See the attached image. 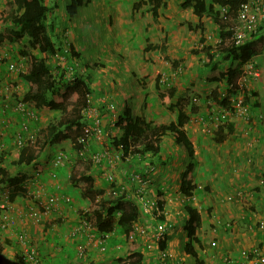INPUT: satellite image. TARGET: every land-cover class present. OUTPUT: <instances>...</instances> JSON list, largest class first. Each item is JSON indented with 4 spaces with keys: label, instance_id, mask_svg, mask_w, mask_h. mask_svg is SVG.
I'll list each match as a JSON object with an SVG mask.
<instances>
[{
    "label": "crops",
    "instance_id": "obj_1",
    "mask_svg": "<svg viewBox=\"0 0 264 264\" xmlns=\"http://www.w3.org/2000/svg\"><path fill=\"white\" fill-rule=\"evenodd\" d=\"M54 1L62 4L63 0ZM138 1L87 0L78 8V10L82 9L77 10L80 13L84 9L82 17L86 16V9L89 11L88 23L94 21L95 24L107 25L110 40L103 39L100 34H98V40L113 47L114 55L112 58L118 56L124 60V62L120 60V64L123 63V66L122 71H119L121 76L126 74L123 86L116 84L114 78L108 79L106 75L95 74L99 70L98 66L89 67L94 75L93 80L99 79V82L93 83L85 66L88 62L81 63L82 48L77 47L75 43L79 41L88 44L91 36L81 34L79 37L71 29L73 32L72 39L68 38L79 53L77 61L79 60V65H81L80 72L91 83L93 89L92 103L103 115L104 128L106 127L107 131L110 129H108L107 124L112 122V118L124 114L125 109L129 110L131 117L139 116L146 121L167 123L173 120L174 113L170 111L171 115L167 117V120L163 119L162 114L166 110L156 93L155 79L149 84L136 78L138 75L143 78L149 77L148 73H140L137 69L138 66H142V64L153 65L151 58H149L150 53L154 52L156 55V52L159 51H165V55L170 57L174 61L173 63L178 62L177 65H181L182 71L180 70L174 75L173 68L168 73L171 85L176 89L172 98V102H174L177 96H184V92L189 86L197 89L195 81L199 74L202 75L205 70L198 59L201 56L200 53L193 55L187 49L179 50V46L175 45L174 42L179 41L178 44L181 46L186 38H189V44L191 43L189 47L199 50L201 45L199 42L200 34L204 38L206 34L211 36L209 42H206L208 44H213L216 38L220 36L215 24L208 16L200 18L203 27L202 33L199 29L194 28L198 20L193 15L191 7L180 5L183 0H161L162 3L156 9L155 16L152 14L153 5L147 1L141 0L140 6L134 8V3ZM60 10L58 13L62 15L60 18L62 26L59 24L61 29L65 26H63L65 24L63 18L68 20ZM75 15L69 18V31L72 28ZM188 23L193 27L189 29L190 33L187 29ZM84 25L85 23L78 27L81 28ZM103 32H105L104 29ZM113 37H118L120 42L116 39L113 41ZM122 37L125 38L124 41H121ZM248 41L253 44L254 52L251 55V60L258 70V76L251 84L253 96H251V103L249 104L250 119L243 121L234 114L226 112L224 126L221 130L214 131L213 134L202 132V122L196 120L197 117L192 116L184 125L186 136L192 144L194 154V166L191 174L194 189L190 195L193 198L187 203L195 207L200 215V223L195 233L198 243L194 245V249L204 264L264 263V229L259 226L260 222H264V22L260 23L256 32L246 42ZM131 42H137V46L134 47ZM147 43L156 45V48L144 52ZM124 52L130 56L131 61L126 60L123 56ZM147 53L148 55L145 56ZM48 61L52 62V58H48ZM91 61L97 62L94 59ZM185 65L187 66L186 69ZM4 70L3 74L7 76L6 67ZM8 74L10 77L8 80L15 85L16 82L24 83L20 76H14V72ZM11 77H14L15 80L12 81ZM104 78L107 80L104 81ZM192 84H195L196 87ZM202 84L204 85L200 90L205 89L203 90L205 95L214 85L206 82ZM117 96L121 99L115 100ZM149 99H151V103ZM108 104H114L113 110H107L106 105ZM73 105L76 106V104ZM202 110V112L206 111L205 106ZM56 114L59 115L56 112L39 110V119L33 124L34 126H31L36 130V127L44 129L46 125L51 124L56 119ZM8 115L11 116V123H5L4 132L10 138L5 137L0 140L4 152V162L0 165L8 169L10 175L25 176L23 185L26 187V191L23 195H15L12 200L8 199L5 202V211L0 213V221L4 212V220L8 222V227L5 230H0V237L10 242L5 244L2 250L4 262L6 264L14 262L15 254L18 252L15 237L17 233L23 231L28 235L32 244L38 247L42 264H83L82 259L76 257V238L71 236V230L77 222L78 207L87 198H82L80 195L81 181L75 183L70 178V174L77 173L73 162L75 156L71 149L65 151L70 156H67L62 164H53L54 153L60 147L58 144L62 143L67 147V140L51 146L43 145L39 152L33 149H30L32 152L28 150L25 156L31 154L32 162L29 165H17L16 158L19 150H15L11 133L19 127L17 124L19 115L12 110ZM115 134H119V131ZM168 143H164L162 158L159 163H156L155 171L149 176V186H155L163 193L164 210H168L173 217L175 214L181 216L180 221L174 218L178 228L176 227L166 234V244L173 251L177 261L171 263L177 264L180 261L183 264H191L193 258L183 250L186 237L182 229V222L187 219V215L184 214L178 198V196H183L179 191V183L181 173L184 171L188 160L183 147L175 142L173 144ZM100 144L95 142L92 144V148L96 149L100 147ZM174 149L178 152H174ZM105 166L106 162L100 168L98 166V170H108L109 168H105ZM83 168L82 166L79 171L82 172ZM93 177L96 179L95 184L104 185L99 173L94 174ZM2 190V198H4V192L7 190L6 188ZM37 192L43 198L50 192H54L58 196V201L55 204L58 209L54 208V211L50 215L48 214L49 216L43 215L41 217V223L34 224L27 211L34 205L33 194H37ZM53 219L58 221L55 220L53 223ZM116 234V238L122 237L124 239L123 234L115 229L108 234L111 238L106 241L107 248L104 252L99 251V245L95 239L93 243L95 248H89L88 261L85 264H90V260L93 262H110L118 256L117 250L119 249L116 246L119 243L115 242L117 240L114 238ZM100 236L98 235V237ZM114 244L115 251L113 250ZM253 250L258 252L257 256L253 254ZM242 251H245L247 256H243ZM148 259V261H152L153 254ZM148 264L152 263L149 262Z\"/></svg>",
    "mask_w": 264,
    "mask_h": 264
},
{
    "label": "trees",
    "instance_id": "obj_2",
    "mask_svg": "<svg viewBox=\"0 0 264 264\" xmlns=\"http://www.w3.org/2000/svg\"><path fill=\"white\" fill-rule=\"evenodd\" d=\"M7 1L9 4L14 5V8L6 9V7L3 6L0 10V36L4 35V32L7 31L5 34L6 41L10 44L17 43L19 40L21 41V38L25 39L22 48L17 50L18 54L25 57L27 61L25 72H19L18 74L26 85V90L22 99L32 104L33 109L36 112L38 111V114L39 110L56 112L59 114L57 120L46 125L40 135L41 138L38 136V132L41 130L36 132V144L39 146L38 150H40L43 145L51 146L61 143L64 140H71L69 148L75 156L74 160L79 159L85 162L82 172L78 171L80 173L70 174L72 182L77 183L81 181L79 186L81 188L80 195L82 198H87L91 207L90 209L80 208L78 210L77 222L73 226L71 232H73L77 226L81 225L82 220L89 222L91 224V229L82 232L80 235H71L76 238V245L80 242L87 243L89 240L97 237L95 239L99 245L98 249L100 252H104L107 248L106 241L111 238L108 234L118 229L124 236L122 241L124 244L119 243L116 246L117 249H119L117 250L119 255L113 259L112 264H145L146 261L147 264L149 262L152 264H159L155 250L143 246L139 242L138 236H132V229L136 222L141 225H152L157 220L162 221L165 219L166 215L162 214L153 218L142 214L141 211L139 212V205L134 198V192L138 185L136 182H133L130 176L135 172L143 173V171L148 170V167H153L149 172L147 171L145 190L150 197L156 199L160 208L163 210L165 201L163 193L160 189H152V186H149V176L155 171L156 163H159L162 158L161 146L165 136L171 135L174 142L183 147L188 157V162L180 176L179 191L185 197H189L191 191L194 189L191 177L194 166V154L192 144L186 136L184 125L192 116L197 118L199 116L207 117V113L200 110V103L191 101L187 96H177L176 100L172 102L176 89L171 85L169 75L166 76L164 82L160 80L162 75L158 74L155 78L156 93L160 102L170 112L174 113V119L167 123L146 121L139 116L131 117L129 110L127 111V109H125L124 114L114 118L112 124H107L108 129L110 128L108 131L106 127H103L104 134L100 140L92 138L83 146V150L85 151L83 160L75 153L76 150L81 147V144L76 141V138L82 134L85 127L84 125L87 123V118L82 114L81 110L86 105L95 107L92 103L93 89L91 88L89 79L80 72L81 65L74 64L77 63L79 53L75 50L72 41L68 39V30L65 28H61V30L59 27L58 23L62 15L58 13V11L61 9L60 11H62L68 19L76 14L78 8L87 0H63L61 8H59L61 3L54 0ZM144 1L153 5L152 14L155 16L156 9L159 8L162 3L161 0ZM244 1L245 0H183L180 4L182 7H191L193 15L198 20L194 28L199 29L200 33L203 32L200 18L202 16H208L215 24L217 32L220 35L219 37L221 38V42L218 44H208L205 42L204 36L200 34L199 42L202 45L199 50L190 49L191 54L198 55L200 53L201 55L198 59L205 68L203 73L204 81L214 84L208 92L209 102L205 105L207 111L212 106L214 108L217 107V109L218 107H222L232 111L233 107L228 96H221V90L225 84L229 96H236L241 90L242 99L248 104L250 112V98L253 96L251 84L255 79L239 87L236 82L241 74L239 66L243 62L251 60V55L254 52L253 44L250 41L246 42V40L239 46L233 42H229L228 45H225L223 41V39L231 37L229 27L234 23L237 10ZM140 3L141 0L134 3V8L139 7ZM187 28L191 29L193 27L188 23ZM64 46L67 50V63L73 64L72 80L66 79L63 74L64 70H59V66L55 64L54 60H52V62L48 61V58L55 52L62 51ZM154 48H156V45L147 43L143 51L147 52ZM1 61L6 62L5 59ZM225 62H227L226 65ZM98 65L101 64L89 61L85 66L88 68H95ZM178 66L181 67V65H177L176 68ZM65 68L66 65L64 69ZM173 68V74L175 75L176 70L175 67ZM70 94L74 96L72 102L69 101ZM75 102L79 105H73ZM111 105L112 104L106 105L107 110H113L114 106L111 108ZM97 112L103 122L101 112L98 109ZM224 116L223 123L217 126L214 131L222 129L225 123ZM115 129L119 131V134L113 132ZM39 138L41 140H39ZM95 142L101 144L100 147L93 149L92 144ZM30 149L32 150L33 148L28 147L26 144L25 147L18 151L16 158L17 165H29L32 162L33 157L31 154L25 156L28 150L31 151ZM58 150L62 149L59 148ZM104 150L109 151L112 158L114 154L118 155V160H112L111 168L107 166L109 164H106L105 168H109L108 170H98V166L100 168L105 161L95 164L91 161L90 156L95 152ZM131 152L133 155L129 154ZM3 155L4 152L0 150V163H3ZM105 172H109L112 178L108 179ZM97 173H99V177L104 182V185L98 186V183H94L96 179H94L93 175ZM24 179L25 176H20L19 174L14 176L10 175L8 169L0 165V188H6L7 198L9 200H12L15 195L25 194L26 187L23 185ZM121 185H124V190H121ZM33 198L34 205L28 209V215L31 209L37 210L41 215H43V213L48 215L54 209L58 201V196L54 192H50V194L46 195L44 198L35 193L33 194ZM187 202L188 201L179 199V203L182 205L185 212L184 214L187 215V219L182 222V229L186 237L183 250L193 258L191 264H204V261L198 256L196 249H194V245L198 243L195 233L200 223V215L197 209ZM46 206L48 208H46ZM175 218L180 221V214H175ZM41 220L42 218L39 217L38 221H32L34 224H39ZM55 220L56 219H53L52 222L54 223ZM97 234L101 236L98 237ZM9 243V241L7 242L6 239L3 240V238L0 237V264H6L2 257V250L4 245ZM29 244L35 246L32 244L30 238ZM115 244L113 245L114 251ZM164 245L163 241L158 243L160 248ZM101 246H103L104 249H101ZM150 250L153 253L152 261L145 260L143 256L144 253ZM81 253L85 254V249L82 250ZM242 255L245 256L243 253ZM174 261H176L175 257L174 260L170 259L166 263L160 264H172L171 262ZM11 264H30L24 260L19 246L18 252L15 254V260ZM40 264H42V261ZM90 264H104V262L91 261Z\"/></svg>",
    "mask_w": 264,
    "mask_h": 264
},
{
    "label": "built area",
    "instance_id": "obj_3",
    "mask_svg": "<svg viewBox=\"0 0 264 264\" xmlns=\"http://www.w3.org/2000/svg\"><path fill=\"white\" fill-rule=\"evenodd\" d=\"M261 22H264V0H245L243 3L240 4L239 9L237 10V15L234 23L230 25L229 30L231 32V37L223 39L224 44L228 45L229 42H233L236 45L243 44L247 39H249L258 29V26ZM211 36L206 34L205 35V42H209ZM221 38L218 37L214 41L213 44H218L221 41ZM212 44V43H211ZM202 45V44H201ZM200 45V46H201ZM66 48L64 46L62 51L55 52L51 57L52 60L55 61V64L59 66V70H64V75L66 79L72 80V70L73 64L67 63V56H66ZM1 58H5L0 56ZM6 60V59H5ZM77 65V63H74ZM66 65V68L64 69ZM26 63L25 58L22 56H18L17 60H6V75L8 73H19L25 70ZM241 74L237 80V86H241L242 84H246L247 82L252 81L258 75V70L254 65L252 60H247L243 62L240 66ZM180 66H178L175 70V73L180 72ZM161 79L165 82L166 76L164 73H161ZM5 79L1 81L0 75V95L4 96L5 100L4 103L0 104V136L2 138L10 136L4 132V129L1 127L11 123V116L8 114L10 111H16L19 115V119L17 120V124L19 127L15 128L14 132L11 133V138L14 143L15 150H20L21 148L25 147L26 144L28 147L33 149H39V146L36 144V130L30 126V123L33 121H37L39 114L38 111L36 112L33 109V105L29 102H25L22 97L16 96L13 97V93L15 92L16 95L18 94V90L15 87H12L8 81L3 83ZM227 87L224 84L223 89L221 90V96L226 97L228 96L229 101L232 104V111L217 107L214 108L213 106L208 110L206 116H199V120L202 122V132L205 134L212 133L217 126L223 123V116L227 113L234 114L236 117L243 119V121H248L250 119V112L249 106L247 105L246 101L242 99L241 90L240 93L236 96L228 95ZM11 97L13 100L10 101ZM209 102V101H208ZM82 114L87 118V123L84 125V129L82 134H80L76 141L81 144V147L76 150V155L83 159L84 150L83 146L87 144V142L92 139L100 140L104 134L103 132V125L102 121L99 117L97 109L91 105H86L82 110ZM0 148H3L2 143H0ZM53 164L59 165L64 162L67 157V154L63 150H56L54 153ZM129 154H132L129 153ZM133 155V154H132ZM131 155V156H132ZM90 159L93 163L99 164L101 161H105L109 168L112 167V160H118V155L111 156L109 151H100L95 152L90 156ZM103 159V160H102ZM84 160V159H83ZM153 167H148V170L142 172H135L131 174L130 178L133 182L137 183L136 190L134 192L135 201L139 205V212L141 211L142 214H145L149 217H158L160 215H166V218L162 221H155L152 225H141L140 223L136 222L133 225L132 229V236L141 237L144 242L145 246L151 250H155L156 258L158 263H166L168 260H174V253L170 250L167 245L165 244L163 247H159L158 243L160 241L166 242V235L169 231L174 229L173 219L169 214L168 210H162L157 203L155 198H152L148 195L147 191L145 190V183L147 181L146 174L147 171L149 172ZM106 177L111 179L112 176L109 172H105ZM121 190H124V185H121ZM193 197H185L181 196V200H191ZM46 208H48L46 206ZM45 215V213H43ZM37 210L31 209L29 212V217L33 221H38L39 217H42ZM6 223H2L1 227L3 228ZM259 226L264 229V222H260ZM91 229V224L85 220H82L81 225L77 226L74 231L72 232L73 235H80L82 232L89 231ZM17 241L22 247L23 258L25 261L29 262L30 264H40V257L38 254V250L36 247L29 244V237L25 232H19L17 235ZM80 251L83 250L82 246H79ZM101 249H104L101 246ZM242 253L247 256L245 251ZM253 254L255 256L258 255L256 250H253ZM182 264V263H177Z\"/></svg>",
    "mask_w": 264,
    "mask_h": 264
},
{
    "label": "rangeland",
    "instance_id": "obj_4",
    "mask_svg": "<svg viewBox=\"0 0 264 264\" xmlns=\"http://www.w3.org/2000/svg\"><path fill=\"white\" fill-rule=\"evenodd\" d=\"M6 1L7 0H0V10L3 8V6L6 7V9H11L12 7L14 8V5L9 4L8 1L7 2ZM61 7H62V4L59 6V8H61ZM81 9H79V10H81ZM124 10H126L125 7H124ZM60 12L62 13V11H60ZM83 13H84V9L80 13L77 12L76 15L74 16L73 25H72V28H70V31L71 32L69 31V26H68V22H70L69 21L70 19L68 18L67 19L68 21H66L63 18L64 23H65V24H63V26L65 25L64 28H66L68 30V34H71L72 33L69 36V39L70 40L72 39V35H73L72 30L75 31L76 35L79 36V37H80L81 34L90 35L91 36L88 44L85 43V42H79V41H76L75 42L77 44V47L82 48V51H81V54H82L81 55V63L89 62V60L91 61V59L96 60L97 63H99L101 65H98V69L99 70L96 71L95 74L100 73V76H105L106 75L108 79L114 78L116 80V84H118L119 86H123L124 83H125V75L126 74H122V76H123V79H122V76L119 74V71L120 70L122 71V66H123V63L120 64V60L122 62H124V60L120 59L118 56H115V58H112L113 55H114L113 54V52H114L113 47L111 45L109 46V44H103L101 41L98 40V34H100L103 39L105 38V39L110 40L109 39V34H108L109 31H108L107 25L103 26L101 24H95L94 21H90L88 23V20H89L88 14H90V13L86 9V12H85V15L86 16L85 17H82L83 16ZM60 21H61V19L59 20V23L58 24H60L62 26V24L60 23ZM83 23H85L84 26H82L81 28L78 27L80 24H83ZM60 25H59V27H60ZM64 28H62V29H64ZM103 29L105 30V32H103ZM187 29L185 28V30H187ZM4 31H6V30H4ZM6 32H4V33L6 34ZM188 32L190 33L189 29H188ZM5 34L2 35V36H0V56L5 57L4 59H6V60L9 59V61L10 60H17V58L19 56L17 50L20 49V48H22L23 43L25 42V39L21 38V41L19 40L17 43L15 42L13 44H10V43H8L6 41ZM115 39L120 42V39L118 37H113V41H115ZM124 40H125V38L122 37V40L121 41H124ZM186 41H187V43H186ZM186 41L181 46L178 44L179 41L174 42V44L179 46V48H178L179 50H181V49L182 50L187 49V51H190V49L192 48V47H189L191 45V43L189 44L190 39L189 38H186ZM132 44H133L134 47L137 46V42H131V45ZM108 48H110V49H108ZM147 55H148V53L145 54V56H147ZM156 55L154 54V52H151L150 53V57L149 58H151V61L153 62V65L151 64L150 66L149 65L147 66V64H142V66L139 65L138 68H137L140 71V73H148L149 77L146 76L147 78L146 77L143 78L141 75H138V76H136V78H138L139 80H143V82H148L149 84H151V82L154 81L155 77L158 74L164 73L165 76H168V73L171 72V70L173 69V67H175V69H176V66H177L178 62H176V64L173 63L174 61L171 60L170 57H168V56L165 55V51L156 52ZM123 56L126 58V60L131 61L130 56L128 54H125V52H124ZM190 57H192V56H190ZM2 59L3 58L0 59V70H3V71L0 72L1 81H2V79H5L6 78V76L3 74V72H5L4 69L6 67V64H5V62H2L1 61ZM77 62H78V64L80 63L79 60ZM140 62H141V60H140ZM156 64L158 65V67H157ZM225 64H227V62H225ZM191 65H192V63H191ZM193 65H195V64H193ZM186 67L187 66L185 65V69H186ZM86 69H87V74H90L89 75L90 80L93 81V83L94 82H99V79H97V78L93 80V78H94L93 76L94 75H93L92 71L88 67ZM183 69H184V67H183ZM180 70L182 71V67L180 68ZM14 76L16 77V76H19V75H18V73H15L14 72ZM203 76H204L203 74L202 75L199 74V76L197 77V79L195 81L197 87L195 86V84H192L197 89L190 88V86H189L186 89V91L184 92V96H187V98H190L191 101H196V102L200 103V106H201L202 109L206 105V103L208 102V98H209L208 97L209 96L208 95V92H207L206 95L204 94V91L203 90H205V89L200 90V88H202L203 85H204L202 83H205ZM128 77L130 78L129 75H128ZM11 78H12L11 79L12 81L15 80L14 77H11ZM107 78H104V81L107 80ZM9 79H10V77H9ZM7 80H8V78H6L3 83L7 82ZM132 80H135V78H132ZM102 81L103 80H101V82ZM16 84H18V86H19L18 87V94H17V96L22 97V94L26 90V87H25L26 85H25V83L21 84V83H17V82H16ZM207 84H210V83H207ZM11 85H12V83H11ZM2 98L4 99L3 96H0V99L1 100H3ZM118 99H121V98L117 96L115 98V100H118ZM155 99H156V102H157V96L156 95H155ZM72 100H74V96H73V94H70L69 95V101L72 102ZM149 102L151 103V99H149ZM74 104H76V106L79 105V104H77V102H75ZM113 106H114V104H112L110 107L112 108ZM201 108H200V110H202ZM165 110L166 111L162 115L164 116L163 119L164 120H167V117L170 116L171 114L169 113V110H167L166 107H165ZM209 110H210V108H209ZM207 112L208 111L206 110L204 113H207ZM58 118H59V115L56 114V119L55 120H57ZM102 118H103V115H102ZM112 120H114V118H112ZM196 120H199V117ZM103 125L105 126V120L104 119H103ZM39 130H41V131L38 132V136L41 138L40 135L42 134V131H43L42 127H39ZM116 132H118V130H115L114 133H116ZM40 138H39V140H41ZM67 141H68L67 143L69 144L68 145L66 143L67 144V147H65L64 144H60L59 145L60 146L59 148H61L62 150H65V151H69L70 150L69 147L71 145L70 144V141L71 140H67ZM165 142H167V143L169 142V143L173 144L174 143L173 137L171 135H166L165 136V139H164V141L162 143V146H161V150H163V147H164L163 145H164ZM39 145H40V143H39ZM174 152L177 153L178 151L175 150ZM187 160H188V157H187ZM3 162H4V160H3ZM73 162H74V165L76 167L75 169H76L77 172L85 164V162H83V161H81L79 159L73 160ZM151 188L154 189L155 186H152ZM2 189H3V187L0 188V191H1L0 192V213H1V211H5V209H4L5 208V202L8 201L6 192H4L5 195H4V198H2V191H3ZM37 194H38V192H37ZM54 208L58 209L57 206L54 207ZM80 208L81 209H90L91 208L90 207V203L86 200V201H84L83 204H81L78 207V210ZM53 211H54V209L49 213V215ZM2 220L4 222H6V220H4V212L2 213V219H1L0 223L3 222ZM6 223L8 224V222H6ZM7 227H8V225H5L4 230ZM116 236H117V234L114 236L115 240H117L115 242L124 244L122 242L123 241L122 237L116 238ZM15 239H16V237H15ZM94 242H95V238L91 239L88 243L85 244V247H84L85 248V254L82 255L83 258L81 256H78L76 254V257L77 258L82 259L81 262L83 264H85V262L88 261L87 253L89 252V248H93V247L95 248V245L93 244ZM139 242L141 244H143V240L139 239ZM34 247H36V246H34ZM36 249L38 250V247H36ZM38 254H39V257L41 258V255H40L39 250H38ZM151 254H153L151 250L149 252L144 253L143 256H144L145 260H149L148 257ZM114 258H116V257H114ZM112 261L113 260H111L110 262L106 261V262H104V264H112ZM90 263H91V260H90Z\"/></svg>",
    "mask_w": 264,
    "mask_h": 264
},
{
    "label": "clouds",
    "instance_id": "obj_5",
    "mask_svg": "<svg viewBox=\"0 0 264 264\" xmlns=\"http://www.w3.org/2000/svg\"><path fill=\"white\" fill-rule=\"evenodd\" d=\"M18 55H19V54H18ZM19 56H22V55H19ZM22 57H23V56H22ZM23 58H25V57H23ZM25 63H26V65H27V61H26V59H25ZM5 64H6V62H5ZM77 64H78V62H77ZM25 68H26V67H25ZM23 72H25V70H24ZM18 74H19V73H18ZM6 78L9 79V76H6ZM6 78H5V79H6ZM7 81H8V83H9L10 85H11V83H12L11 86H12V87H15V88L18 90V85H17V84L15 85V84H14L13 82H11L10 80H7ZM23 94H24V93H23ZM23 94H22V96H23ZM12 95H13V97H16V96H17L15 92H14ZM0 96H1V95H0ZM3 97H4V96H3ZM13 97H11L10 101L13 100ZM2 99H3V98H2ZM4 100H5V98H4L3 100L0 99V104H1V105L4 103ZM1 117H2V116H1V113H0V118H1ZM35 122H36V121L31 122V123H30V126L33 125V124H35ZM102 125H103V122H102ZM33 126H34V125H33ZM5 127H6V126L1 127V128L4 129ZM31 127H32V126H31ZM35 127H36V126H35ZM103 127H104V125H103ZM32 128H33V127H32ZM36 128H37V130H36V129H35V130L38 132L39 127H36ZM1 139H2V136H0V140H1ZM2 149H3V148H0V150H2ZM35 150H36V152L39 151V150H37V149H35ZM63 151H65V150H63ZM66 154H67V156H70L69 153L66 152ZM6 194H7V192H6ZM183 196H184V195H183ZM178 198L181 199V196H178ZM188 201H190V200H188ZM170 216H171L172 219H173V225H174V229H175L176 227H178V225H177V224L175 223V221H174V218H175V217H173L172 214H171ZM2 223H6V222L3 221V222L0 223V230H3V229L5 228V226H4L3 228L1 227V224H2ZM6 225H7V223H6ZM174 229H173V230H174ZM17 235H18V233H17ZM17 235H16V242H17V244H18V246H19L20 252L23 254V252H22V247H21V245H20V244L18 243V241H17ZM139 239L143 240L141 237H138V240H139ZM85 244H86V243H82V242H80V243H78V244L76 245V254H77L78 256H81V257H82V255H83V254L81 253L80 249H79V246H82V247H83V250H84V249H85V248H84V247H85ZM143 244H144L143 246H145V242H144V240H143ZM163 244H166V242L163 241ZM166 245H167V244H166ZM145 247H146V246H145ZM167 247H168V246H167ZM241 253H242V252H241ZM82 258H83V257H82ZM41 261H42V259L40 258V262H41ZM179 262H180V261H179ZM180 263H182V262H180ZM182 264H183V263H182Z\"/></svg>",
    "mask_w": 264,
    "mask_h": 264
}]
</instances>
